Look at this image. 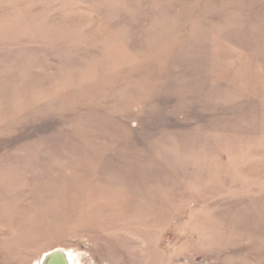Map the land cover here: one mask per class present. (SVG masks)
Masks as SVG:
<instances>
[{"label":"rangeland","instance_id":"1","mask_svg":"<svg viewBox=\"0 0 264 264\" xmlns=\"http://www.w3.org/2000/svg\"><path fill=\"white\" fill-rule=\"evenodd\" d=\"M264 264V0H0V264Z\"/></svg>","mask_w":264,"mask_h":264},{"label":"water","instance_id":"2","mask_svg":"<svg viewBox=\"0 0 264 264\" xmlns=\"http://www.w3.org/2000/svg\"><path fill=\"white\" fill-rule=\"evenodd\" d=\"M40 264H69V259L63 248H54L42 255Z\"/></svg>","mask_w":264,"mask_h":264},{"label":"bare ground","instance_id":"3","mask_svg":"<svg viewBox=\"0 0 264 264\" xmlns=\"http://www.w3.org/2000/svg\"><path fill=\"white\" fill-rule=\"evenodd\" d=\"M66 254H67V257L69 259V264H76L75 262V255L72 254L70 251L68 250H65Z\"/></svg>","mask_w":264,"mask_h":264}]
</instances>
